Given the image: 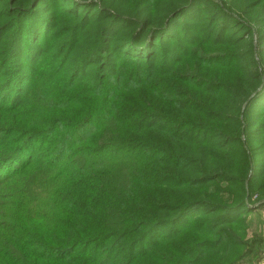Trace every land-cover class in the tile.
<instances>
[{"label":"trees","instance_id":"obj_1","mask_svg":"<svg viewBox=\"0 0 264 264\" xmlns=\"http://www.w3.org/2000/svg\"><path fill=\"white\" fill-rule=\"evenodd\" d=\"M59 2L68 5L58 8L59 16L74 21L67 30L73 51L68 67L67 61L56 60L58 46L51 53L42 51L44 58L28 57L32 39L43 37L47 27H59L50 14L45 16ZM220 3L0 0V41L8 32L13 35L12 57L17 67L29 71L25 79L31 81L12 91L9 111L15 112L7 121L13 127L0 129V167L6 171L0 187L9 191L0 204V236L7 231L21 249L11 255L0 250V264H87L88 249L102 250L111 242L116 245L111 254L121 251L120 258L112 263L108 256L104 264L259 262L263 241L240 244L232 230L238 223L242 231L249 209L264 208V162L257 164L264 158V112H254L264 107V82L259 85L257 74L258 66L264 67V34L258 33L255 51L252 41L243 42L249 28L242 37L231 30L246 22L252 4L231 14L237 8ZM259 5L262 12L253 24L264 29V2ZM198 7L206 10L197 15ZM94 10L100 14L84 16ZM181 17L194 23L178 25ZM175 28H180L179 37L171 39ZM188 38L191 44L184 46ZM158 40L166 42L160 53ZM243 47L246 56L257 57L249 70L234 67L247 80L244 90L208 78L210 69L239 61ZM182 60L191 63L192 74L180 66ZM25 94L28 100L22 102ZM45 95L56 104L46 106ZM67 97L68 104H59ZM31 107L36 108L30 112ZM68 109V131L56 132L64 126L56 128L54 119ZM53 132L57 135L32 148L35 139ZM255 194L259 203L251 201ZM198 209L204 211L190 225L180 226ZM236 213L240 218L227 220ZM178 226L197 236L185 237L184 232L173 244L161 238L160 231L178 232ZM205 235L218 237L212 241ZM224 244L229 246L217 259ZM81 247L87 252L78 253ZM89 260L100 264L103 258Z\"/></svg>","mask_w":264,"mask_h":264},{"label":"rangeland","instance_id":"obj_2","mask_svg":"<svg viewBox=\"0 0 264 264\" xmlns=\"http://www.w3.org/2000/svg\"><path fill=\"white\" fill-rule=\"evenodd\" d=\"M4 1V0H3ZM213 2H216L219 6H221L220 0H211ZM222 2H226L227 5H225V7H229V8H233L236 7L237 9H233L231 10V14H241L240 13V6L242 8V6L245 5V7L247 8L250 4H252V9L248 10L247 15H245L244 20L246 22H243L241 24V26L239 25H233L231 28V30H235L233 34H238L241 32V37L243 36V34L247 33V30L249 28L250 30V34L248 32V36H246L245 38H243V42L245 44H247L249 41H252L253 43V47L254 50L256 51V39L258 38V33L261 32L264 34V29L262 27H260L259 25H255L254 26V20L256 15H259L262 12V5H259V1L261 3L264 2V0H221ZM81 3V2H80ZM50 4V3H48ZM67 7L68 5H64L63 3L59 2L58 5H56L54 7V11L56 12H46L45 16H47L48 14H50L51 20L52 21L54 18L56 19V22L58 24L59 27H57L56 31L53 29H51L50 27H47L46 29H44L43 31V37L38 38L36 37L35 39H32L30 41V44L33 46L32 50L30 47L31 52L29 53L28 57L30 56V58L32 59V61H34L36 58H38V56L41 54L42 58L44 56V52L47 50V52L51 53V50H54L57 46H58V51L55 54L56 56V60L59 61H67V67L69 65V55L72 54L71 52V46L69 45L70 43V32H67L68 29H70V25L73 24V22H69V21H64V17L59 16V13L57 12L58 8L60 7ZM206 7H208V5H205ZM39 8H43L42 10L46 9V6H40ZM208 9V8H207ZM206 9H203L202 11H199V7H198V13L200 12H204ZM210 10H214L213 7H210ZM56 14V15H55ZM99 11L94 10V12H91L88 14V12L84 13V16H88L89 18H92L94 15H99ZM69 16V14H66V18ZM233 18H237L235 15H230ZM61 17V18H60ZM252 18V23H249V19ZM201 18H197L196 21L200 20ZM238 22H241V18H237ZM243 21V20H242ZM47 22V21H46ZM186 22H191L188 18L185 17H181L177 20V24L178 25H182L183 23ZM203 22V21H202ZM202 22H199L200 24H202ZM4 21L0 20V27L3 25ZM48 23V22H47ZM194 23V22H191ZM198 23V22H196ZM204 24V23H203ZM123 26H119L116 28V32L121 29ZM261 28V29H260ZM152 30V29H151ZM262 30V31H261ZM125 31H127V29H125ZM182 32L185 33L184 30H181ZM116 32H113L111 35L115 34ZM128 32V31H127ZM126 32V33H127ZM136 33V32H135ZM134 31H131V37L135 36ZM172 38L177 39L179 37L180 34V28H175L172 30ZM13 35L6 33L3 36V39L0 41V67H2L3 63L6 64L4 69H0V129H11L13 126L8 124V118H10V116H13V113L15 111H9V110H13V105L9 106V103H11L12 98L14 97V92H12L13 90H16V92H18V88H22V86L30 84V80L29 79H25L28 77L29 75V71L27 69L23 68H19L17 67V64H19V62L17 61V59L13 58L12 53L13 51L11 50V47L13 44V40H12ZM237 38H240L239 36H237ZM160 39L163 40H168L165 37H161ZM186 43H182L184 44V46H188V44H191L190 39L188 38L186 41ZM165 41H163L161 43V40H158L155 42V44L157 45L156 49L157 52L160 53L159 51V46L165 45ZM25 48V49H24ZM35 48V49H34ZM38 49V50H37ZM166 49L167 51L170 50V45H166ZM202 49H204V47H202ZM13 50V49H12ZM208 50V49H206ZM244 50H247L245 47L242 48V50H240L238 52V55L240 56L239 61H237L236 63L233 64L232 61H228V62H224L223 67L221 68H212L210 69L211 72L208 74V78L210 79H220L221 82H224L226 84L227 88L234 90H244L247 84V80L240 77L241 74L237 71V74L234 71V67H238V68H243L245 70H249V63L250 60L254 59L257 60V57L253 55V58L251 55L246 56L244 53ZM253 50V51H254ZM23 52H27V43L25 44V46L23 47ZM42 52V53H41ZM212 52V51H210ZM232 51L229 49H226V54H231ZM11 54V55H10ZM199 55V54H198ZM197 55V56H198ZM44 58V57H43ZM183 61V60H182ZM22 63V62H21ZM20 63V64H21ZM63 63V62H62ZM183 65V68H190L188 75L192 74V66L191 63H189L188 60H184L180 66ZM45 67V66H43ZM259 67V72H257V74L259 75L260 81H259V85L262 84L264 82V67L261 68ZM3 74V77H1V75ZM173 74L167 75L168 77H172ZM189 88V87H187ZM27 95H24V98L22 99V102H27L28 97H26ZM48 96V95H47ZM47 96H43L41 99L43 100L44 104L46 106L52 105V104H56L54 101H52L51 99H47ZM45 99V100H44ZM69 103V97L65 98L63 102H60L59 104L65 105ZM256 107V106H255ZM36 107H31L30 108V112L34 111ZM22 109V108H21ZM18 109L17 111L21 110ZM67 107H65L62 110H66ZM12 112V113H11ZM254 112H264V107H260L259 109H254ZM23 116V115H22ZM54 126H56V128H60L57 129L58 131L56 132H67L68 128L66 125L67 122H69V109L66 112L61 111L59 113V115H57V117L54 119ZM24 130H28L29 131H35L38 129H24ZM56 132L53 133H46L42 138L38 137L40 139H35V141L32 142V148L34 147H38L39 144H42L44 141L50 140L52 138V136L57 135ZM264 132V131H263ZM85 136V135H84ZM67 137V138H66ZM65 138L67 140V142H69V136L67 135ZM1 138V137H0ZM82 137H78V138H74V140H79ZM18 140V139H16ZM22 141V139H21ZM23 142V141H22ZM2 144V143H1ZM0 144V150H2V145ZM22 144V143H21ZM21 144H19V147L21 146ZM264 162V158L262 159H258L257 164L259 166H262V163ZM5 169L1 170L0 167V186H2V184L6 181L5 178ZM4 181V182H3ZM3 182V183H2ZM222 185V184H220ZM8 189L3 186L0 187V204L4 203L5 201H7V196H8ZM251 201L254 203H259L258 202V195H253L251 198ZM204 211V209H198V210H193V212L189 213L183 220H182V225L180 226H184L185 224L190 225L191 224V219L194 216H198L200 215V213ZM250 213H248L245 217V219H242V221H244L243 225L244 226H239V229L242 231H238L237 229V224L236 226L233 228V233H235L238 236V241L240 242V244H248L247 246H250L252 241L254 240H259L261 239L263 242L262 246L258 247L264 248V208L262 207L260 210L257 211H253L252 209H249ZM244 211V213L246 214V212ZM204 216V215H203ZM240 215H238V213H236V215H233V217H231L230 219H227L230 222H234L235 220H237ZM240 223V222H239ZM2 226L0 225V230H1ZM179 228L178 232H176V229L174 230H170L168 228H165L164 230L160 231L159 233L161 234V238H165L168 242H171L173 244L174 240H176V235H180L182 233L185 232V234H187L185 237H195L197 236L196 233H191L188 232L186 228L187 227H177ZM6 233H4V235L0 236V250L8 252L9 255H11V252L14 251L15 254H21V249H20V245L19 243H14V241H11L9 239L10 235H7V231H5ZM198 232H203L202 230L198 231ZM206 233V231H204ZM184 234V235H185ZM214 235H205L202 238L203 239H210L212 241L216 240V238L218 237V235H215V239L213 238ZM157 240V239H155ZM177 241V240H176ZM211 241V242H212ZM225 243L227 242V239H225L224 241ZM185 244L179 243L177 244V246H181V250H185L186 247H184ZM115 243H107L103 246L102 250L101 248L98 249V247H93L94 249H88V253L89 257L86 258L85 260L87 261V264H93V262H91L89 259L92 258V260H97L99 257L103 258V261L100 262V264H104L106 263L107 257L111 256V262L115 263V261L117 260V258H120V253L121 251L111 254L113 248L115 247ZM145 246V244H144ZM225 246H229L228 244H224L221 245L220 249L215 253V257L218 259L219 257H221L223 255V247ZM110 249L104 250V248H109ZM118 249H124L123 247H118ZM128 250V249H127ZM83 251H86V248H77V252L81 253ZM137 251V249L135 250ZM127 252V251H125ZM247 250L243 249V247L240 250V255L244 256L246 255ZM0 256L1 253H0ZM122 256H126L125 254H122ZM170 257V252L166 253L165 257ZM264 256H262L261 259H259V262H255L252 259H246V260H242V259H238L236 261H234L231 264H264ZM2 258V257H1ZM77 258H81L80 256H77ZM71 263H76V262H71Z\"/></svg>","mask_w":264,"mask_h":264}]
</instances>
